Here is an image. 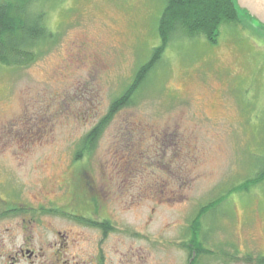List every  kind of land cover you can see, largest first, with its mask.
I'll return each mask as SVG.
<instances>
[{"label":"rangeland","instance_id":"374dc122","mask_svg":"<svg viewBox=\"0 0 264 264\" xmlns=\"http://www.w3.org/2000/svg\"><path fill=\"white\" fill-rule=\"evenodd\" d=\"M237 4L239 23H224L216 42L173 37L133 102L74 163L161 44L166 0H39L58 40L28 67L0 64V197L81 192L84 168L94 192H162L141 209L156 210L151 230L181 240L194 224V241L197 230L211 249L229 250L239 230L264 244V179L250 182L264 170V23Z\"/></svg>","mask_w":264,"mask_h":264},{"label":"flooded vegetation","instance_id":"af4514ba","mask_svg":"<svg viewBox=\"0 0 264 264\" xmlns=\"http://www.w3.org/2000/svg\"><path fill=\"white\" fill-rule=\"evenodd\" d=\"M83 171L75 175L81 192L0 197L7 203H0V264H179L180 258L200 264V256L217 257V264H264V244L240 230L229 250L202 243L199 254L194 224L181 240L166 228L149 229L156 210L146 216L143 203L147 197L162 202V192H94L83 185Z\"/></svg>","mask_w":264,"mask_h":264},{"label":"trees","instance_id":"16d2710c","mask_svg":"<svg viewBox=\"0 0 264 264\" xmlns=\"http://www.w3.org/2000/svg\"><path fill=\"white\" fill-rule=\"evenodd\" d=\"M38 2L39 0L0 1V64L28 67L57 42L58 34L48 27L46 12L38 7ZM224 23H239L237 0H166L158 23L161 44L153 48L150 58L136 70L132 82L113 99L108 112L85 134L74 160H81L91 152L113 117L133 102L149 74L161 61L165 48L173 37L182 35L195 38L203 35L207 41L216 42ZM262 179L264 170L250 182L257 183ZM203 209L196 215V229L200 228ZM195 241L197 253H203V249L198 248L202 246V242L197 230Z\"/></svg>","mask_w":264,"mask_h":264},{"label":"water","instance_id":"95a60500","mask_svg":"<svg viewBox=\"0 0 264 264\" xmlns=\"http://www.w3.org/2000/svg\"><path fill=\"white\" fill-rule=\"evenodd\" d=\"M239 5L251 12L253 18L264 23V0H237Z\"/></svg>","mask_w":264,"mask_h":264}]
</instances>
